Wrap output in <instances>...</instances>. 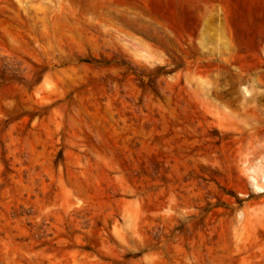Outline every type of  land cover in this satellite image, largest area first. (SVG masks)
Wrapping results in <instances>:
<instances>
[{"label":"rangeland","instance_id":"rangeland-1","mask_svg":"<svg viewBox=\"0 0 264 264\" xmlns=\"http://www.w3.org/2000/svg\"><path fill=\"white\" fill-rule=\"evenodd\" d=\"M261 253L264 0H0V264Z\"/></svg>","mask_w":264,"mask_h":264},{"label":"bare ground","instance_id":"bare-ground-1","mask_svg":"<svg viewBox=\"0 0 264 264\" xmlns=\"http://www.w3.org/2000/svg\"><path fill=\"white\" fill-rule=\"evenodd\" d=\"M204 42L208 46L216 45L217 48H221V45L225 43L224 42L223 20H222L220 13L211 14V16H209L206 19L205 25H204ZM261 254H262L261 257H264V253H261Z\"/></svg>","mask_w":264,"mask_h":264}]
</instances>
